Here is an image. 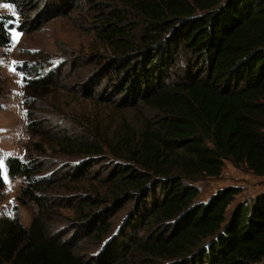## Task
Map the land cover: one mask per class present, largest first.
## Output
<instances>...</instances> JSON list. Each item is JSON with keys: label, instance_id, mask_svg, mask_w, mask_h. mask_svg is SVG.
Here are the masks:
<instances>
[{"label": "trees", "instance_id": "16d2710c", "mask_svg": "<svg viewBox=\"0 0 264 264\" xmlns=\"http://www.w3.org/2000/svg\"><path fill=\"white\" fill-rule=\"evenodd\" d=\"M0 2L18 16L0 15V48L11 44L12 30H38L87 5L97 42L117 60L109 68L119 97L115 106L147 112L141 130L124 129L111 141L98 135L78 142L58 134L52 140L51 157H89L68 163L79 179L93 165L85 166L87 160H112L106 191H94L89 211H75L83 223H93L87 236L99 242L86 256L64 229L52 230L55 184L53 172L42 174V158L4 160L7 176L22 180L17 202L34 204L38 212L28 227L18 214L0 219V264H264V192L230 210L239 187H223L199 201L195 185L218 178L226 161L264 176V0ZM63 62L37 51L15 66L32 138L50 135L37 107ZM34 146L39 156L46 153L42 142ZM4 186L0 168V195ZM132 200L128 225L127 215L112 229V211Z\"/></svg>", "mask_w": 264, "mask_h": 264}, {"label": "rangeland", "instance_id": "374dc122", "mask_svg": "<svg viewBox=\"0 0 264 264\" xmlns=\"http://www.w3.org/2000/svg\"><path fill=\"white\" fill-rule=\"evenodd\" d=\"M4 5L5 3L0 2V15H12L17 19L13 7L7 4L9 7L5 8ZM87 7L86 5L85 9L71 12L69 17L52 19L38 30L20 33L15 46L11 41L8 47L0 48V162L3 164L1 170L5 185L0 195V219H12L18 214L20 223L28 227L38 212V207L34 204L24 206L17 202L22 180L7 176L4 160L7 157L24 159L28 155L30 159L41 157L42 174L53 172L52 181L55 184L50 190V198L58 216L51 220V228L64 229L62 234L67 233L74 241H79V248L86 250L81 252L82 256L97 250L99 242L90 240L87 236L93 223H83L75 211H89L86 203L89 198L95 199L94 191L97 188L101 190V194L106 191L107 186H104V183L114 176L110 162L112 160H87L85 166L93 165L89 167L86 176L79 179L73 175L74 172L69 169L68 163L89 157L75 154L59 159L56 156L60 153L51 157L50 146L54 145L57 134L78 142L95 140L98 135L106 141H111V137H115L124 129L141 130L147 116L141 106L123 109L115 106L119 97L109 84L112 76L109 68L117 60L97 42L91 30L94 18ZM37 51L64 61L60 76L55 77L51 93L44 98V103L37 107L39 114H46V118L41 120L50 133L46 139L38 136L32 138L27 132V120L22 106L23 84L20 74L15 70L16 65L27 61ZM38 142H42L47 149L42 156L33 151L34 143ZM195 185L199 189V201H206L223 187H239L241 193L230 206L231 210L237 203L249 201L264 192V176H255L243 166L236 167L226 161L218 178H202ZM123 205L121 209L113 210L112 215L108 217L107 221L114 225L112 229L132 211L135 201ZM102 207L104 204L96 213H100ZM107 207L111 208L110 211L113 208L111 204ZM128 221L129 215L124 227L128 225ZM134 229L135 226L128 229L127 233L132 234Z\"/></svg>", "mask_w": 264, "mask_h": 264}, {"label": "snow or ice", "instance_id": "6c2138e0", "mask_svg": "<svg viewBox=\"0 0 264 264\" xmlns=\"http://www.w3.org/2000/svg\"><path fill=\"white\" fill-rule=\"evenodd\" d=\"M5 8L9 7L7 4L4 5ZM13 23L12 20H9L7 21V23L5 24V27H7V24H11ZM19 36H20V33L15 31V30H12L11 31V37H12V41H13V46H15V43L18 42L19 40ZM10 71H14V69H10ZM3 167V164L2 162H0V168Z\"/></svg>", "mask_w": 264, "mask_h": 264}]
</instances>
